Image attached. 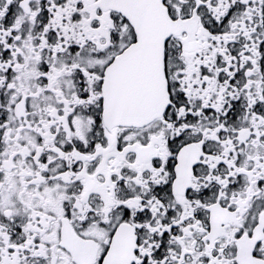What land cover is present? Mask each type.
<instances>
[{"label": "snow or ice", "instance_id": "6c2138e0", "mask_svg": "<svg viewBox=\"0 0 264 264\" xmlns=\"http://www.w3.org/2000/svg\"><path fill=\"white\" fill-rule=\"evenodd\" d=\"M0 264H264V0H0Z\"/></svg>", "mask_w": 264, "mask_h": 264}]
</instances>
